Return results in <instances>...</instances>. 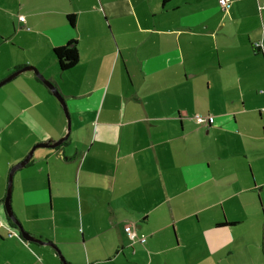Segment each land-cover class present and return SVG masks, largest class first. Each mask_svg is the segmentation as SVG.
<instances>
[{
    "label": "crops",
    "instance_id": "crops-1",
    "mask_svg": "<svg viewBox=\"0 0 264 264\" xmlns=\"http://www.w3.org/2000/svg\"><path fill=\"white\" fill-rule=\"evenodd\" d=\"M27 65L71 116L14 171L28 232L69 264H264V0H0V81ZM66 132L34 70L0 86V264H64L4 201Z\"/></svg>",
    "mask_w": 264,
    "mask_h": 264
},
{
    "label": "water",
    "instance_id": "water-1",
    "mask_svg": "<svg viewBox=\"0 0 264 264\" xmlns=\"http://www.w3.org/2000/svg\"><path fill=\"white\" fill-rule=\"evenodd\" d=\"M25 70H34L36 75L51 89V91L53 92V94L58 98V100L61 102L63 109L65 111L66 117H67V132L61 137L59 138L57 141H53L50 140L48 142H42V143H37L35 145L32 146V148L29 150V152L27 153V155L25 156L24 159H22L20 162H18L17 164H15L9 173V183H8V189H7V195L5 197V208L7 211V214L9 216V218L16 224V226L18 227V229L21 232V235L30 241H37L40 243H48L52 246H54L57 251L59 252L60 258L62 259L64 264H69L67 262V260L65 259L64 255L61 253L60 249L54 245V243L48 241H44L41 238H37L36 236H34L32 233L28 232L27 230H25V228L23 227L22 223L20 222V220L18 219V217L15 215L12 205H11V194H12V182H13V174L14 171L19 168L22 167L24 165H26L32 158L33 156V152L37 147H41V146H50V147H54L57 145H60L64 140H66L69 136V131L71 129V116H70V112L68 109V105L66 102V99L64 98V96L61 94V92L59 91L58 87L50 80L48 79L44 74H42V72H40V70L35 67V66H31V65H27L24 66L14 72H12L10 75H8L6 78L2 79L0 81V86L3 85L4 83H6L7 81L11 80L13 77H15L16 75H18L19 73L25 71Z\"/></svg>",
    "mask_w": 264,
    "mask_h": 264
},
{
    "label": "trees",
    "instance_id": "trees-1",
    "mask_svg": "<svg viewBox=\"0 0 264 264\" xmlns=\"http://www.w3.org/2000/svg\"><path fill=\"white\" fill-rule=\"evenodd\" d=\"M68 20L73 24L75 22V15H68ZM54 54L57 58L59 68L64 71L71 69L79 60V52L75 40H71L65 45L55 47ZM8 221L13 225L10 218H8Z\"/></svg>",
    "mask_w": 264,
    "mask_h": 264
},
{
    "label": "built area",
    "instance_id": "built-area-1",
    "mask_svg": "<svg viewBox=\"0 0 264 264\" xmlns=\"http://www.w3.org/2000/svg\"><path fill=\"white\" fill-rule=\"evenodd\" d=\"M227 2H228V0H220V4L222 6H224ZM20 19L24 20V16L23 15L20 16ZM259 44H260L259 42L256 43L257 46H259ZM191 118L195 119L198 122H206V123H208L210 121V117L202 116V115H198V114L192 116ZM3 225H4V222H2L0 220V227L3 226ZM8 227H9L10 230H12V228L10 226H8ZM10 234H12V232ZM128 235H129L130 239H132V240H139L141 242H145L146 241V237H144V236L143 237H139L134 229L128 228Z\"/></svg>",
    "mask_w": 264,
    "mask_h": 264
},
{
    "label": "rangeland",
    "instance_id": "rangeland-1",
    "mask_svg": "<svg viewBox=\"0 0 264 264\" xmlns=\"http://www.w3.org/2000/svg\"><path fill=\"white\" fill-rule=\"evenodd\" d=\"M3 87V86H2ZM26 230V229H25Z\"/></svg>",
    "mask_w": 264,
    "mask_h": 264
}]
</instances>
